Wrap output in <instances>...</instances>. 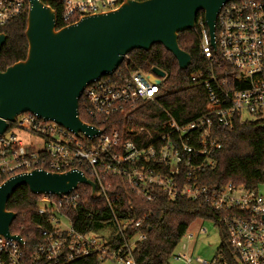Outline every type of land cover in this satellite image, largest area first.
Here are the masks:
<instances>
[{
  "label": "built area",
  "instance_id": "obj_1",
  "mask_svg": "<svg viewBox=\"0 0 264 264\" xmlns=\"http://www.w3.org/2000/svg\"><path fill=\"white\" fill-rule=\"evenodd\" d=\"M47 1L61 4V21L67 25L84 15L117 9L125 0ZM27 4L28 0H0V29L21 15ZM194 29L207 60V67L191 76L193 83L204 86L208 100V110L197 118L180 123L161 107L165 120L158 129L103 128L123 111L146 102L158 103L162 96L165 76L143 69L127 71L126 57L112 74L90 83L80 98L87 123L101 134L78 137L31 112L10 122L0 135V185L11 176L35 169L81 171L96 184L98 197L94 198H103L112 225L103 221L98 228L79 229L74 223L78 207L88 203L81 190L85 184L68 194H40L37 212L43 222L34 225L36 241L28 245L12 231L23 243L0 236V264H69L90 255L101 263L138 264L135 251L146 239L144 227L150 212L134 207L130 199L123 203L122 197L129 195L148 204L162 195L172 200L205 199L218 212V222L227 233V249L219 246L211 259L176 254L174 249L169 264L171 260L264 264V185L247 188L229 182L210 187L199 180L204 168L215 165L214 154L221 148L219 129L264 120V0L224 4L216 19L214 41L205 20ZM150 75L160 82L152 81ZM17 130L30 135L29 144ZM98 212L90 211L89 218ZM206 231L201 227L199 234ZM184 236L194 239L197 234L187 231Z\"/></svg>",
  "mask_w": 264,
  "mask_h": 264
},
{
  "label": "water",
  "instance_id": "obj_2",
  "mask_svg": "<svg viewBox=\"0 0 264 264\" xmlns=\"http://www.w3.org/2000/svg\"><path fill=\"white\" fill-rule=\"evenodd\" d=\"M232 0H125L117 9L84 15L77 21L58 28V15L42 0H28V52L24 60L6 70L0 69V135L10 122L26 112L43 120L55 121L78 137H95L101 130L83 121L79 100L85 88L104 75L112 74L135 49L149 51L162 44L178 61L179 69L192 64L191 55L181 49L179 34L196 27L197 15L204 20L214 41L217 16L224 4ZM7 35L0 32V52ZM152 72L164 77L165 72ZM149 78L159 83V78ZM80 184H96L78 170L50 172L35 169L11 176L0 185V236L23 243L11 233L17 213L7 203L23 185L32 194H68Z\"/></svg>",
  "mask_w": 264,
  "mask_h": 264
},
{
  "label": "trees",
  "instance_id": "obj_3",
  "mask_svg": "<svg viewBox=\"0 0 264 264\" xmlns=\"http://www.w3.org/2000/svg\"><path fill=\"white\" fill-rule=\"evenodd\" d=\"M48 2L58 15V28L65 24L61 21L62 7L58 2ZM142 1V0H139ZM28 4L23 13L12 19L0 29L7 35L0 52V69L15 62L24 60L28 52L26 38ZM204 21V12L200 10L197 22ZM181 49L192 57V64L186 70H180L174 55L162 44H154L149 51L135 49L127 55V71L143 69L151 72L160 68L165 72L161 84L162 96L158 103L146 102L132 110H125L114 116L103 128L123 130L125 126H145L158 129L165 120L161 107L166 108L180 123L189 122L208 110L206 90L203 85L193 83L191 76L198 70L207 67V60L200 48L197 29L184 31L179 34ZM125 63L122 65L124 66ZM80 116L85 122L89 118L84 113L82 99L79 100ZM215 130L218 131L217 128ZM221 148L214 154L215 165L204 168L199 174L201 184L213 187L232 182L247 188L264 185V120H256L237 125L232 129L221 128ZM83 198L88 200L86 206L78 207L74 213L75 224L79 229L98 228L103 221L112 225L111 212L103 198H94L91 188L81 187ZM39 195H34L28 186H20L8 200V210L17 213V218L11 225V231L21 235L26 243L33 244L37 239L34 225L43 222L37 212ZM134 207L149 210L150 217L146 220L144 230L146 239L136 248L135 256L138 264H169L170 257L192 222L197 219L212 220L222 231L220 248L227 249V233L218 222L219 214L212 203L205 199L189 200L185 198L169 199L165 195L152 204L129 195L122 197V202L128 200ZM90 211H100L93 219L89 218ZM35 232V233H34ZM69 264H101L95 255L79 258Z\"/></svg>",
  "mask_w": 264,
  "mask_h": 264
},
{
  "label": "rangeland",
  "instance_id": "obj_4",
  "mask_svg": "<svg viewBox=\"0 0 264 264\" xmlns=\"http://www.w3.org/2000/svg\"><path fill=\"white\" fill-rule=\"evenodd\" d=\"M25 143L29 144L30 135L25 131H16ZM264 191V188H261ZM206 228L205 233L199 234L200 228ZM188 232H196L197 236L194 239H189L187 236L182 237L175 248V253H190L193 256H201L204 259H211L218 247L222 243V231L212 220L197 219L190 225ZM102 234V233H99ZM101 264H112L109 261H104ZM171 264H184L182 261L171 260Z\"/></svg>",
  "mask_w": 264,
  "mask_h": 264
}]
</instances>
